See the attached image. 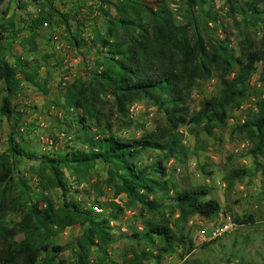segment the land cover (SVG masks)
<instances>
[{
  "label": "trees",
  "instance_id": "1",
  "mask_svg": "<svg viewBox=\"0 0 264 264\" xmlns=\"http://www.w3.org/2000/svg\"><path fill=\"white\" fill-rule=\"evenodd\" d=\"M105 1L114 14L102 9L105 29L103 36L97 38L98 42L94 37H72L77 46L90 42L92 47H98L94 48L96 54L99 53L98 60L87 78L71 81L60 91L65 106L74 109V122L80 123L79 128L85 130L94 125L98 130L93 135L83 133L82 138L77 137L80 145L66 146L57 153L37 155L24 150L15 138L16 127L21 125L23 117L11 101L18 91L17 74L33 82L35 70L30 60L19 54L12 55L13 62L4 57L9 51L2 43L7 23L0 21V81L4 92L0 97V111L12 116L6 140L12 154L38 157V165L33 170L38 181L30 187L21 176L17 182L13 179V163L0 153V264H119L108 253V244L123 236V232L114 235L110 223L119 220L123 211V206L113 199L118 194L124 195L130 203H137L142 217L141 228L132 230L130 236L143 244L156 246L158 252L166 251L172 243L184 244L181 229L188 216L209 217L219 211V201L206 197L208 186L190 184L177 188L169 184L163 161L185 149L178 131L180 125L202 123L205 131L210 132L213 125L225 123L229 110L245 97L247 78L257 62L260 63L259 80L264 83V38L255 41L242 28L258 20L263 22L264 0H244L228 6L233 18L236 13L239 15L236 22L241 37L237 41V53L226 35L217 38L206 32V17L214 20L216 16L204 12L201 25H196L192 9L203 12L205 0H187L189 18L182 23L175 21L165 0H155V6L147 0ZM52 11L58 13L64 29L70 31L68 14ZM5 13V10L0 12L1 15ZM23 22L31 37L44 22V17L40 14ZM20 29L16 27L13 32ZM255 42L258 44L254 45ZM212 75L218 83L217 91L202 98L197 109L188 111L186 98L192 86ZM105 96L111 99L107 112L98 107ZM141 98L157 105L162 111V120H155L152 128L143 129L135 137L113 135L109 116H126L127 105ZM255 104L256 109L248 111L242 122L234 123L236 130L243 132L249 142L246 152L252 165L229 166L222 176L227 188L251 168L264 170L258 160L264 153V99L258 97ZM90 119L94 124L89 123ZM100 120H103L101 127ZM145 148L155 149L156 159L139 165L136 154ZM96 161L106 167L104 182L112 197L106 200L95 197L86 204L66 199L64 169L71 168L74 173L83 175ZM15 183L19 188L12 193L17 186ZM51 186L60 190V204L41 191ZM169 189H172L170 211L177 212L173 226L162 214L157 220L143 215L145 211L152 214L158 209L159 198L155 192L165 194ZM92 205L100 209L95 210ZM9 209L18 211V219L8 225L3 220ZM72 224H78L80 231L73 239V257L66 261L58 258V253L68 244L56 243L50 235ZM18 233L22 236L15 238ZM156 241L161 244L156 245ZM191 247L188 238L186 252ZM146 257L158 258L159 253L142 248L138 253L131 252L126 264H140Z\"/></svg>",
  "mask_w": 264,
  "mask_h": 264
},
{
  "label": "rangeland",
  "instance_id": "2",
  "mask_svg": "<svg viewBox=\"0 0 264 264\" xmlns=\"http://www.w3.org/2000/svg\"><path fill=\"white\" fill-rule=\"evenodd\" d=\"M147 1L155 6V0ZM243 1L218 0L215 3L214 0H205L202 5L203 12L193 8L192 15L197 26L201 25L204 12L216 16L214 20L206 17L208 27L206 32L214 34L217 38L226 35L237 53V41L241 37L240 26H237L236 22L239 15L236 13L233 18L228 6ZM82 2L84 3L81 5H74L77 6L78 13L76 20L80 22H72L70 31H67L61 21L50 16L46 0H0V12L2 10L6 12L0 14V21L4 20L7 23L2 33V43L9 49L8 53H4V57L9 62H13L12 55L19 54L30 60L35 70L33 82L24 80L19 73L17 74L18 91L11 97V101L16 104L15 108L23 116L21 125L16 127L15 138L24 150L35 152L37 155L61 152L66 146L76 147L80 145L78 136L82 138L83 133L93 135L98 130L94 125L85 130L79 128L80 123L74 122L76 115L74 109L65 106L60 93L65 84L79 78H87L99 56V53L95 52L98 47H92L90 42L88 45L77 46L72 37L78 35L84 38L94 37L95 42H98L97 38L103 36L105 29L102 9L114 14V10L105 0H82ZM224 4L225 8L222 7ZM180 12H182L181 18H175V21L182 23L189 18L187 0H180ZM40 14L43 15L44 22L36 29V34L30 37V31L27 25L25 27L23 20L27 22ZM261 16L264 17V12ZM16 26L21 29L14 33ZM242 28L246 29L255 41L262 36L264 38V20L242 25ZM103 53L104 50H101L100 54ZM36 64L38 65L35 66ZM259 71L260 63L257 62L255 69L247 78L248 87L245 97L236 107L229 110L223 125H213L210 132L205 131L202 123L180 125L178 131L182 134L181 140L185 149L163 161L166 167L165 177L169 184L173 183L177 188L190 184L208 186L206 197H214L219 201V211L209 217L197 214L188 216L181 229V233L185 236L184 244L172 243L166 251L158 252L156 246L143 244L142 241H136L130 236L132 230L141 228L142 217L137 203H130L124 195L118 194L113 199L123 206V211L119 220H111L110 223L113 225L114 235L123 232V236L117 237L108 244V253L119 264H126L131 252L138 253L142 248L151 250L153 254L159 253V257L142 258L140 264H264V170L251 168L249 173L235 178L230 188L226 187L222 178L229 166L252 165L251 157L246 152L249 142L243 132L236 130L234 123L242 122L248 111L256 109L255 102L258 97L264 99V83L259 80ZM217 88L218 83L214 75L195 83L186 98L188 111L197 109L200 100L215 93ZM3 93L0 81V97ZM137 101L139 106L133 112H127L126 116H109L112 123L110 132L113 135L135 137L143 129L152 128L155 120H162V111L154 102L146 98ZM110 103V97L105 96L98 107L107 112ZM11 120L12 116L9 117L0 111V153L7 155L13 163V179L17 182L21 176L26 179L30 187H33L38 181L33 171L38 165V157L11 153L6 140ZM127 120L130 123L127 124ZM93 122V119L89 120V123ZM99 122L101 127L103 120ZM156 152L152 148L139 151L136 154L137 163L145 165L154 161ZM258 160L264 165V153L258 156ZM105 169V165L99 161L90 166L83 175L74 173L71 168H65L67 191L64 197L85 204L95 197L99 200L111 198V190L104 182ZM207 171L209 173H206ZM18 188L17 184L13 187L12 193L18 191ZM41 191L49 195L56 204L62 202V195L57 187L51 186ZM155 193L159 198L158 209L152 214L145 211L143 215L157 220L162 214L168 217L173 226L177 212L170 211L169 208L172 203V189L165 194L159 191ZM127 208H131L133 212H126ZM17 212V210H7L4 223L9 225L17 220ZM226 216L232 223L227 230L208 239L200 237L202 234L205 236L210 234L211 228ZM79 231L78 224H72L55 235H50L56 243L68 244L58 253V258L71 260L73 239ZM21 236L22 234L18 233L15 238ZM188 238L192 242V247L186 252ZM159 243L156 241V245Z\"/></svg>",
  "mask_w": 264,
  "mask_h": 264
},
{
  "label": "built area",
  "instance_id": "3",
  "mask_svg": "<svg viewBox=\"0 0 264 264\" xmlns=\"http://www.w3.org/2000/svg\"><path fill=\"white\" fill-rule=\"evenodd\" d=\"M167 3L168 8L171 10V12L173 13L174 18L180 19L181 18V12H180V0H165ZM218 0H214L215 3H217ZM239 1H243V0H239ZM223 8L226 7V5L224 4L222 6ZM209 25H211V22H208ZM139 106V102L136 101H132L127 105V112L131 113L133 112L137 107ZM92 208L95 210H98L100 208H98L96 205H92ZM128 213H132L133 210L131 208H127L125 210ZM231 221L229 219L228 216H226L224 219H221L216 225H214L211 230H210V234H208L207 236H205L204 234L200 235V237L202 239L205 238H211V237H215L219 234H221L222 232H224L225 230L228 229L229 226H231Z\"/></svg>",
  "mask_w": 264,
  "mask_h": 264
},
{
  "label": "crops",
  "instance_id": "4",
  "mask_svg": "<svg viewBox=\"0 0 264 264\" xmlns=\"http://www.w3.org/2000/svg\"><path fill=\"white\" fill-rule=\"evenodd\" d=\"M46 2L48 4L47 8L49 9L50 16L52 18L57 19L58 21H61L60 19H58V13L52 11L53 9H56L58 11L66 12L68 14L69 18L67 20L69 23H72V22L74 23V21L75 23L80 22L79 20H76L78 13H77V8H76L77 6H74V5H77V4L81 5L82 3H84L82 2V0H46Z\"/></svg>",
  "mask_w": 264,
  "mask_h": 264
}]
</instances>
